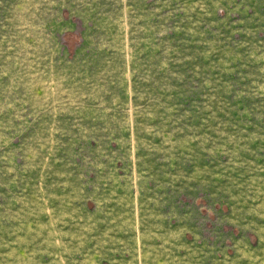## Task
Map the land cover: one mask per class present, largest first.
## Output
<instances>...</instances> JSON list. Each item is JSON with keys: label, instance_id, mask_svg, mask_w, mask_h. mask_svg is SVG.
<instances>
[{"label": "rangeland", "instance_id": "rangeland-1", "mask_svg": "<svg viewBox=\"0 0 264 264\" xmlns=\"http://www.w3.org/2000/svg\"><path fill=\"white\" fill-rule=\"evenodd\" d=\"M0 264H264V0H0Z\"/></svg>", "mask_w": 264, "mask_h": 264}]
</instances>
